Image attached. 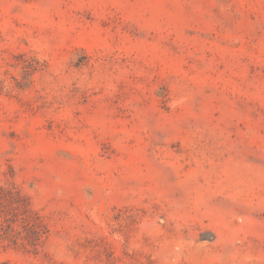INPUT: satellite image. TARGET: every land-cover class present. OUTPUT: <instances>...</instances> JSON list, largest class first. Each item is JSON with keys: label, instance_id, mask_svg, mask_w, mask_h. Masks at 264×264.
Returning <instances> with one entry per match:
<instances>
[{"label": "rangeland", "instance_id": "1", "mask_svg": "<svg viewBox=\"0 0 264 264\" xmlns=\"http://www.w3.org/2000/svg\"><path fill=\"white\" fill-rule=\"evenodd\" d=\"M0 264H264V0H0Z\"/></svg>", "mask_w": 264, "mask_h": 264}]
</instances>
